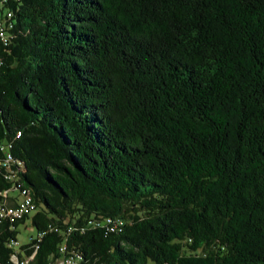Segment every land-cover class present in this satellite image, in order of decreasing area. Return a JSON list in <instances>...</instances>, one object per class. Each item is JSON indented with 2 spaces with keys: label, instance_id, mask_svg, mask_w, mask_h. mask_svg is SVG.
Returning <instances> with one entry per match:
<instances>
[{
  "label": "trees",
  "instance_id": "obj_1",
  "mask_svg": "<svg viewBox=\"0 0 264 264\" xmlns=\"http://www.w3.org/2000/svg\"><path fill=\"white\" fill-rule=\"evenodd\" d=\"M22 192L0 264H264V0H0V204Z\"/></svg>",
  "mask_w": 264,
  "mask_h": 264
},
{
  "label": "built area",
  "instance_id": "obj_2",
  "mask_svg": "<svg viewBox=\"0 0 264 264\" xmlns=\"http://www.w3.org/2000/svg\"><path fill=\"white\" fill-rule=\"evenodd\" d=\"M7 157H9L7 155ZM34 209L30 198L26 193L22 192V197L13 205H2L0 204V218L7 217L10 221L19 219L24 214L30 213ZM4 264H27L25 260L18 259L16 256L11 255L9 261ZM46 264H75L72 258L63 257L59 260L49 261Z\"/></svg>",
  "mask_w": 264,
  "mask_h": 264
},
{
  "label": "rangeland",
  "instance_id": "obj_3",
  "mask_svg": "<svg viewBox=\"0 0 264 264\" xmlns=\"http://www.w3.org/2000/svg\"><path fill=\"white\" fill-rule=\"evenodd\" d=\"M9 193H15L10 190ZM16 240L18 243L26 241L28 237L35 236V229L30 225V220L27 218L23 223H19L17 226Z\"/></svg>",
  "mask_w": 264,
  "mask_h": 264
}]
</instances>
